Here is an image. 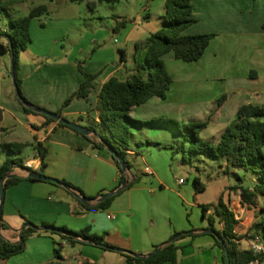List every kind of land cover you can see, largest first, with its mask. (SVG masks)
I'll list each match as a JSON object with an SVG mask.
<instances>
[{
	"label": "crops",
	"instance_id": "0c3cea01",
	"mask_svg": "<svg viewBox=\"0 0 264 264\" xmlns=\"http://www.w3.org/2000/svg\"><path fill=\"white\" fill-rule=\"evenodd\" d=\"M3 1L8 4L9 14L14 18H24L29 15L31 10L39 6L47 8L45 15L30 22L29 31L32 37L30 46L38 43L43 49L51 47V54L60 45L62 35L46 41L44 34L39 32L40 29L48 27V24L43 21V17L50 16L53 21L71 20L78 11L77 4L85 3L87 6L89 2L94 3V6L96 4L95 0L83 2H73L72 0ZM88 9L92 18L96 17L95 7L94 9L88 7ZM145 12L146 9L141 12L142 16ZM0 16L3 17L4 15ZM147 16L148 14H146ZM193 17L197 22L185 31L186 35H215L203 58L194 63L196 65L200 63H204L205 66L210 65V70L214 69L216 73L208 71L199 75L188 74L184 80L187 83L185 92L194 95L204 93L208 82L218 81L225 84L223 95H227L228 100L216 115V120L211 129L220 137L226 127L235 120L236 113L241 106H264V0H195L193 2ZM9 29L7 28L5 31ZM131 33L132 31L127 35V38L130 37ZM33 34L36 37H33ZM117 42L116 40L115 43ZM2 43H5V40ZM28 52H31L30 48L22 51L23 62L20 61L21 53L19 54V76L22 80V92L32 104L56 113L61 110L67 98L79 88L84 78L77 71L76 63L61 62L55 65H46L45 69L38 68L34 61L40 58H51L52 55H35L29 58L27 57ZM216 53H219V64L215 63ZM0 57L6 68V72L0 81V163H2V158L6 159L8 156L1 148L4 143L8 146L28 145L25 147L29 149L28 156L24 158L25 164L31 163L33 165L32 170L38 172L42 168V160L34 146L38 141L48 149L45 160L46 167L44 168L45 176L65 181L79 188L85 196L90 198H98L99 195L115 190L121 177L119 169L105 153L94 151L87 138L70 129L59 128L55 125H49L39 131L32 129V126H42L44 119L40 117L34 122H30L29 116L24 113L23 107L14 96L13 79L11 78V68H9V63L12 64L11 56L5 53L0 54ZM124 58L126 61V52ZM162 59L168 73L173 78V85L168 91L170 93L176 87L177 82L169 66H177L178 60L174 58L173 53L165 55ZM203 59L207 62H201ZM105 64L104 61H87L83 63L82 67L85 72L94 75L105 68ZM113 64L106 68V71L97 79V87L91 91L87 99H74L68 107L62 110L64 118L71 116L73 119L71 122L80 126H83L81 124L84 121H98L94 109L101 86L110 77H118L123 80L127 75L126 62L120 59V63ZM48 68L52 70L42 73V70ZM56 69L60 71H56ZM168 93L164 101L153 98L141 107L134 108L131 111V116L136 120L145 122L161 112H166L172 118H179L188 122L206 121V119L200 118H206L208 114L211 116L215 112L216 99L211 100L213 106L209 107L208 102L201 99L202 94L193 101H182V98H179L180 100L174 99L173 102H170ZM221 95L219 92V98ZM80 117H82L81 120ZM144 125L131 130L133 142L137 138L136 131L141 130ZM152 128L170 133L172 140L168 141L165 138V143L147 140L146 144L139 141L134 146L130 145L128 151V159L133 167L143 163L146 164L145 169L150 168L152 174H146L145 169L144 174L153 177L152 186L140 179L129 189L115 197L108 210L85 211L63 187H57L50 182L23 180L6 191L2 219L8 228H2L0 236L11 243H19L25 221L37 226L47 223L55 227H66L73 231L90 228V234L103 236L109 246L125 249L141 257H146L154 251L156 246L164 245L175 233L191 228L187 222L178 225L172 217L167 225L166 213L160 216V222H157V218L149 220L151 215L142 213V209L146 208L149 203H152V206L160 202L163 203L166 189L159 170L154 171L148 166L145 156L140 152H146L151 156L154 154L165 155L167 158L168 156L171 157L172 160L179 161L180 159L177 154H174V146L180 139L175 137L170 128L165 125H152ZM30 129L37 134H32ZM25 131H28L34 138V143L25 137ZM4 133L7 134V140L2 143ZM13 174L23 179L29 177V173L20 169H15ZM179 180L183 179L180 178ZM179 180V187L187 183L184 181L183 184H180ZM184 191L183 189L179 190V194L176 196L177 207L180 210L182 208L181 202L187 201ZM76 192L80 194L79 191ZM233 194H235L234 191ZM200 208L202 209L203 222L196 229L198 231L193 232L198 236L185 238L177 243L181 248L178 254L179 264H222L220 249L215 247L211 236L201 231L205 222L203 217L204 205ZM108 216L112 218L110 219ZM235 234L239 237L238 227L235 229ZM244 239L240 240V246ZM244 244H246L244 250H247V241H244ZM113 253L117 252L87 245L85 241L75 245L63 243L61 264L126 263V258L123 255ZM28 255L31 259L23 260V257ZM53 259V239L48 236L35 235L27 241L25 252L10 258L5 264H46Z\"/></svg>",
	"mask_w": 264,
	"mask_h": 264
},
{
	"label": "trees",
	"instance_id": "16d2710c",
	"mask_svg": "<svg viewBox=\"0 0 264 264\" xmlns=\"http://www.w3.org/2000/svg\"><path fill=\"white\" fill-rule=\"evenodd\" d=\"M73 2H83L85 0H72ZM195 0H165L164 2V27L158 32L152 33L145 40H142L134 46V67L127 71L125 79L118 77H110L100 88L97 103L94 111L97 113L98 121L89 122L86 129L90 130L91 135H83L74 131L67 126L56 122L54 119L43 114L36 113L32 109L24 106L16 95L17 101L23 107L27 116H38L44 119V123L40 127L32 126V129L39 131L49 125H55L59 128H67L75 133L84 136L91 142L92 149L98 153L103 152L109 156L121 173V177L117 188L120 187L127 179L126 187L112 198L97 204L82 203L73 193L64 188L68 194L85 210V211H106L110 208L111 203L119 194L129 189L134 183L140 180L139 176L132 173L133 165L128 159V151L130 150L129 137L131 130L142 126L143 124L165 125L170 128L172 134L179 138L180 141L174 146V154L181 155L186 160V152L190 155H202L206 160L223 159L226 160L227 168L233 167L241 169L246 173L255 175L254 184L247 189L242 187L231 188L236 195L240 196L243 206L249 209L255 207L258 196L264 195V106L243 105L237 113L236 118L222 132L221 136L215 141H206L201 134L209 127L210 122L222 109L224 103L228 100L227 95H223L215 101V112L206 121H188L183 125L174 120H165L162 118H153L142 122L131 116L134 108L141 107L149 100L157 98L161 101L166 99L167 93L173 85V78L168 73L163 57L169 53H173L174 58L184 63H194L199 61L205 55L214 34L202 35H186L185 31L194 25L197 21L193 17V2ZM89 8H94V3H88ZM8 4L0 0V15L8 18L10 29L0 31V36L5 38V43H0V54L8 53L11 56L12 64L15 70L14 83L18 89L20 97L29 106L37 109L40 108L32 104L24 96L22 92V80L19 76V54L28 48L31 43V35L29 31L30 22L35 18H39L47 13L45 6H39L31 10L28 16L24 18H14L10 16ZM125 22H120V26H124ZM120 52L121 61H125L123 50ZM78 69L84 77V81L79 88L63 103L60 111L56 112L58 116L63 117L62 110L68 107L74 99H87L91 91L97 87L96 81L102 75V71L91 75L85 72L79 64ZM64 118V117H63ZM82 117H80V120ZM106 145V146H105ZM13 149L12 146L2 145V150L7 153L6 159L0 163V193L1 185L5 183V189H9L18 185L23 180L39 181L31 177L26 179L20 178L13 174L15 169H20L27 173L36 172L26 167L25 160L20 157L22 148ZM35 150L39 154L42 162L41 167H46V157L48 149L41 142L34 144ZM109 147L119 157L125 160L129 171L125 174L122 171L120 163L107 150ZM192 161V158H190ZM227 169V170H228ZM228 172V171H227ZM240 180V178H239ZM68 188L79 191L82 197H87L75 186L65 182L56 180ZM57 187L55 183H51ZM195 193L205 190L199 178L194 179ZM102 195H99L100 197ZM90 198V197H87ZM95 199V198H90ZM209 208H203L204 220L207 219L208 226L201 231L206 233L207 230H214L219 238L227 245L230 256V264H248L254 257L248 250H244L240 246V240L247 238L237 237L235 229L239 225L235 214L230 210L229 206L224 203L223 198L218 206L215 207L213 216L206 217ZM264 211V209H262ZM218 222L220 228H216ZM29 223L25 221V224ZM24 224V226H25ZM43 227L54 228V231L37 232L32 228H27L21 234L19 243H11L0 236V264H5L10 258L22 254L26 250L27 241L37 236H48L53 239L54 243V259L46 264H61L63 243L75 245L77 243H85L101 247L108 246L103 236L90 234V228L80 231H72L66 227H55L47 223L42 224ZM2 228L7 229L8 225L3 222ZM257 230L254 235L264 237V220L255 225ZM198 230H193L196 232ZM188 232L175 233L163 246L161 251L154 253L148 258L133 257L122 254L126 258L127 264H179L178 254L181 248L177 245L180 240L185 238H195L197 234ZM179 235L173 242L170 240ZM215 247L221 251L222 264H225V252L223 245L213 235ZM253 235V236H254ZM54 237H58L55 239ZM160 246H156L154 251ZM153 251V252H154ZM152 252V253H153ZM151 253V254H152ZM89 264V263H85Z\"/></svg>",
	"mask_w": 264,
	"mask_h": 264
},
{
	"label": "rangeland",
	"instance_id": "374dc122",
	"mask_svg": "<svg viewBox=\"0 0 264 264\" xmlns=\"http://www.w3.org/2000/svg\"><path fill=\"white\" fill-rule=\"evenodd\" d=\"M164 1L165 0H95L96 4L94 7L96 9V17L93 18L88 9L89 6L85 3L77 4L78 11H76V15L71 20L53 21V18L50 16H45L43 17V21L48 24V27L46 29H40L39 32L42 35L44 34V39L46 41H49L48 39H51L52 37L54 38L55 36L62 35L60 38V45H58L55 52H52L51 54V47L43 49L38 43H35L33 46H30L31 44H29L28 48H30L31 52L27 53V57L31 58L35 55H52L51 58H40L39 60L34 61L35 64L38 65V68L44 69L46 65H55L61 62L76 63L77 66L79 64L83 66V63L87 61H104L106 62V67L100 70L104 73L106 68L114 65L113 63H120L119 51L123 49L126 52V67L128 70H131L134 67L135 44L145 40L150 34L158 32L164 27ZM144 9H146V12L142 16L141 12ZM146 14H148L147 17ZM120 22H125L124 26H120ZM7 28H10L8 19L5 16H0V31H5ZM131 31L132 33L130 37L127 38V35ZM33 37H36V35L33 34ZM4 40L5 38L0 36V43ZM116 40L118 41L117 43H115ZM216 55L217 58H215V63L219 64V53H216ZM20 61L23 62L22 52ZM201 62H207V60L203 59ZM177 64L178 65L175 67H173V65L169 66V69L177 82L173 91L168 93V99L170 102L179 98H182V101H193L202 94L201 99L208 102L209 107H212V101L219 99V92L222 95L225 93L223 92L225 91V84H221V82L218 81L208 82L204 93L194 95L185 92L187 83L184 80L188 74L199 75L202 72H216L214 69L210 70V65L205 66L204 63L196 65V63L190 64L178 61ZM11 65L10 62L9 68H11ZM51 70L52 69L48 68L42 70V73L50 72ZM56 71L60 70L56 69ZM77 71H79V69ZM5 72L6 68L2 64V58L0 57V81ZM79 73L81 72L79 71ZM13 88L14 96L16 97L17 94L14 82ZM216 117L217 116L212 118L209 127L201 134V137L206 141H215L219 138V134L215 131H211ZM38 118L40 117L29 116L28 119L30 122H34ZM154 118H162L165 120L171 119L181 125L185 123L179 118H172L166 112H161L154 116ZM209 118L210 114H208L206 118L201 117L200 119L208 120ZM65 119L70 122L73 121L71 116ZM88 124V121H84L81 125L85 126ZM20 127L23 129L21 124ZM142 129L136 131L137 138L134 142L132 138L129 137L130 145L134 146L135 143H138L139 141L146 144L147 140L150 142L157 141L161 143H165V138H167L168 141L172 140V135L170 133L168 134L160 129L154 130L152 125L145 124ZM30 131L32 134H37L31 129ZM25 135L24 136L29 141L34 143V138L28 131H25ZM6 140L7 134L4 133L2 143ZM12 147L13 149H16L18 147L21 148L22 146L15 144ZM21 153L20 157L24 159L28 156L29 149L22 148ZM140 153L145 156L148 166L154 169V171L159 170L166 189L164 192V200H162L163 203L160 202L153 204V206L152 203H149L146 208L142 209V213L151 215V219L149 220H155L157 218V222H160V216L166 213L165 215L168 219L167 225L171 217L175 223H178V225L187 222L190 224L191 228L187 227L189 229L183 232L190 233L193 232V230L198 229V226L203 222L202 209L200 206L204 205V207L209 208L208 212L210 211V213H205L208 218L214 215L215 207L219 205L220 200L223 198L224 203L227 204L230 210L239 218V237L248 235V237L241 243V248H246L244 241L248 240L249 236L256 233L257 230L255 229V225L260 224L264 220V211H262V209H264V195L258 196L255 207L249 209L247 206L245 207L242 205L240 196H235L231 188H250L254 184L256 178L255 175L233 167H229L228 169L226 160H206L202 155H190L188 152L185 154L186 160H183L181 155H178L180 157L179 161L172 160L169 156L167 158L165 155L159 156L154 154L151 156L146 152ZM190 158H192V161ZM4 160L5 159L2 158L1 162ZM145 167L146 164L143 163L134 165L132 173L135 176H139L142 182L152 186L151 184L154 182L153 177L144 174ZM196 177L199 178L201 184L205 187L204 192L195 193L194 178ZM180 178H182L183 181H187L182 187H179L178 185V180ZM182 189L185 190L184 194L186 195L188 202H181L182 208L180 210L177 207L176 196L179 194L178 191ZM204 221L203 227L206 228L208 226V221L207 219ZM215 226L216 228H220L218 222H216ZM261 233L262 231L260 232V235ZM54 238L58 239V237ZM113 254L122 255L120 253ZM29 259H31L30 255L23 257V260Z\"/></svg>",
	"mask_w": 264,
	"mask_h": 264
},
{
	"label": "water",
	"instance_id": "95a60500",
	"mask_svg": "<svg viewBox=\"0 0 264 264\" xmlns=\"http://www.w3.org/2000/svg\"><path fill=\"white\" fill-rule=\"evenodd\" d=\"M11 78L13 79V82H14V78H15V70H14V67H13V64L11 65ZM15 85V83H14ZM15 90H16V94L18 96V98L21 100L22 104L30 109H32L33 111H35L36 113H39V114H43L47 117H50L52 119H54L56 122L58 123H61L65 126H67L68 128L74 130V131H77L83 135H91V134H94L92 133L90 130L86 129L85 127L83 126H80L78 124H75L73 122H70L68 120H66L65 118L61 117V116H58L57 114H55L54 112H50V111H47V110H44V109H37V108H33L31 106H29L25 101H23L20 97V94L18 92V89L15 85ZM106 146V145H105ZM107 150L113 155V157L120 163V166L122 168V171L127 174V172L129 171V168L127 166V163L125 162L124 159H122L121 157H119L114 151H112L109 147H107ZM29 177L35 179V180H39V181H44V182H50V183H55L57 184L58 186H62L66 189H68L71 193H73V195L79 199L82 203H93V204H97V203H101V202H104L110 198H112L113 196L117 195L119 192H121L125 187H126V182H127V179L125 178L122 185L118 188H116L115 190L107 193V194H104L98 198H95V199H90V198H87V197H82L78 192L72 190L71 188H68L67 186H65L64 184L56 181L55 179H52V178H49L47 176H45L44 174V168H40L38 172H32V173H29L28 174ZM5 194H6V189H5V183L3 182L2 185H1V193H0V231L2 230V209H3V204H4V200H5ZM27 228H32L34 229L35 231L37 232H46V231H54V228H51V227H43V226H37L31 222L25 224V226L23 227L22 229V232H24ZM21 232V234H22ZM190 234H192V232H190ZM206 234H210V235H213L216 239L219 240V242H221V244L223 245V248H224V252H225V264H230V256H229V250H228V247L227 245L221 240V238L218 237V235L216 234V232L214 230H207L206 231ZM179 235L173 237L170 242H173ZM20 241H21V235H20ZM164 246H160L157 250H155L152 254L146 256V257H143V258H148L150 257L151 255H153L154 253H158L159 251H161V249L163 248ZM104 249L106 250H109V251H113V252H117V253H121V254H126V255H130V256H133V257H139V255L133 253V252H130V251H127L125 249H121V248H117V247H113V246H103Z\"/></svg>",
	"mask_w": 264,
	"mask_h": 264
},
{
	"label": "built area",
	"instance_id": "2783aa9c",
	"mask_svg": "<svg viewBox=\"0 0 264 264\" xmlns=\"http://www.w3.org/2000/svg\"><path fill=\"white\" fill-rule=\"evenodd\" d=\"M25 165L30 169L33 168V165L31 163H26ZM145 173L151 175L152 171L150 170V168H146ZM179 183L183 184L184 181L179 180ZM108 218L111 219L112 217L108 216ZM235 218L236 220L239 219L236 214ZM246 241L248 243L247 250L251 252L254 257L248 264H264V237H262L261 235H252L249 236L248 240Z\"/></svg>",
	"mask_w": 264,
	"mask_h": 264
}]
</instances>
